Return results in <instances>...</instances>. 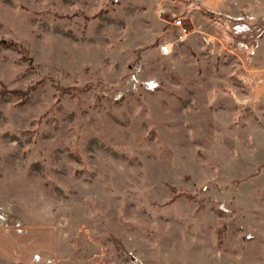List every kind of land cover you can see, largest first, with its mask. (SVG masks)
<instances>
[{"label": "rangeland", "instance_id": "rangeland-1", "mask_svg": "<svg viewBox=\"0 0 264 264\" xmlns=\"http://www.w3.org/2000/svg\"><path fill=\"white\" fill-rule=\"evenodd\" d=\"M0 233L51 264H264V0H0Z\"/></svg>", "mask_w": 264, "mask_h": 264}, {"label": "crops", "instance_id": "crops-1", "mask_svg": "<svg viewBox=\"0 0 264 264\" xmlns=\"http://www.w3.org/2000/svg\"><path fill=\"white\" fill-rule=\"evenodd\" d=\"M8 237L9 236H6V238H4L0 233V258L4 257L9 261V263L20 262V264H51L47 259L39 260L38 258L41 257L40 255H42L43 252L49 251L44 250L47 245H40L38 242L33 243L32 240H30L29 243L25 245L29 248V250L23 249L21 245H18V247L14 245L15 249L12 242L8 244V240H10ZM13 237L15 238L14 235ZM19 239L20 237L17 236L15 241H18Z\"/></svg>", "mask_w": 264, "mask_h": 264}, {"label": "built area", "instance_id": "built-area-1", "mask_svg": "<svg viewBox=\"0 0 264 264\" xmlns=\"http://www.w3.org/2000/svg\"><path fill=\"white\" fill-rule=\"evenodd\" d=\"M174 24L177 27L176 31V39L178 42L186 41L189 35L192 33V30L186 26L184 20L181 18H175ZM172 51L171 43L161 44L160 45V52L163 55L170 54Z\"/></svg>", "mask_w": 264, "mask_h": 264}]
</instances>
